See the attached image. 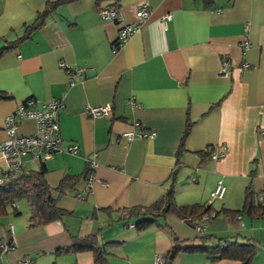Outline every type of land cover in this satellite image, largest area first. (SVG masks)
<instances>
[{
    "label": "crops",
    "instance_id": "1",
    "mask_svg": "<svg viewBox=\"0 0 264 264\" xmlns=\"http://www.w3.org/2000/svg\"><path fill=\"white\" fill-rule=\"evenodd\" d=\"M55 1L0 0V47L21 37L25 26ZM104 6L115 8L118 23L97 16ZM142 6L149 10L145 19L136 17ZM165 15L170 20L163 23ZM123 25L137 29L116 48ZM0 92L9 96L0 101V143L5 140L3 118L18 105L28 100L36 108L51 100L63 105L57 115L62 151L44 162L25 158V172L43 167L44 181L54 189L64 176L81 177L90 169L89 179L81 177L57 198L64 212L59 220L28 227L22 204L14 205L18 215L0 218V245L12 247L0 253V264L23 259L94 264L89 251L56 254L90 235L108 264H153L156 256L164 261L172 238L181 249L202 242L213 246L217 239H250L256 246L250 264H264V215L218 213L197 233L198 221L173 216H156L153 225L138 231L134 225L141 215L127 211L156 201L172 171L177 206L236 212L246 188L256 202L263 195L258 203L264 206V0H75L59 5L42 27L0 57ZM100 105L110 106L108 117L86 115V106ZM130 130L154 136L126 142L121 134ZM33 132L31 120L18 123V134ZM71 146L74 153L67 151ZM222 148V156L212 159ZM219 182L223 196L211 199ZM169 264L237 263L179 251Z\"/></svg>",
    "mask_w": 264,
    "mask_h": 264
},
{
    "label": "trees",
    "instance_id": "2",
    "mask_svg": "<svg viewBox=\"0 0 264 264\" xmlns=\"http://www.w3.org/2000/svg\"><path fill=\"white\" fill-rule=\"evenodd\" d=\"M75 0H57L55 2H48L45 9L39 13L35 20L29 25L25 26L23 34L16 41L6 43L0 47V57L12 49L16 44L26 39L30 33L39 29L44 24L46 17L59 5L68 4ZM101 0H95L96 3ZM105 7V6H104ZM105 8H110L106 6ZM111 9H115L112 7ZM9 96L0 92V101L8 100ZM29 101V100H28ZM189 124L182 135V140L186 136ZM90 169L87 170L81 177L86 180L90 176ZM45 170L40 167L37 171H27L21 169V172L15 179L0 184V218L7 215H18L15 209L17 202H25L27 206V225L28 227H36L48 224L52 221L59 220L63 215L56 206V200L59 196L64 195L66 191L73 188L76 182L81 177L64 176L57 187L50 189L44 181ZM169 183L165 192L151 205L147 207H133L127 211L133 215H141L142 219L137 221L134 225L136 230L141 231L153 225L156 216H173L185 222L199 221L202 216L214 217L218 213L229 214L231 216L245 214L250 218H258L264 215V206L255 201L253 193L249 188L244 192L242 208L239 211L219 210L213 212L210 205H190L177 206L174 202V188L176 183V172L172 171L169 178ZM203 241L207 237L201 238ZM173 246L164 256V264H169L174 256L179 252H197L202 253L210 262H217L220 260H228L236 262L237 264H250L256 255V246L253 241L247 239L242 243L235 241H225L217 239L213 246L201 245L196 247L179 248L177 240L172 238ZM78 251H89L92 255L94 264H108L106 261V254L103 248L97 245L94 235H90L81 239L75 240L70 247L57 251L56 254H67Z\"/></svg>",
    "mask_w": 264,
    "mask_h": 264
},
{
    "label": "built area",
    "instance_id": "3",
    "mask_svg": "<svg viewBox=\"0 0 264 264\" xmlns=\"http://www.w3.org/2000/svg\"><path fill=\"white\" fill-rule=\"evenodd\" d=\"M149 14L147 7L142 6L136 12V17L145 19ZM97 16L101 20H110L118 23V14L115 9L100 7L97 10ZM170 20V15L162 17V22L165 23ZM137 29V26L123 25L117 31L115 40L116 48L120 47L130 35ZM241 46L245 48L247 43L243 41ZM227 62L222 61V72L227 70ZM60 68H66L64 64H59ZM246 68V65H243ZM72 82L70 81V84ZM129 105L137 107L135 102L130 101ZM63 105L60 100H51L43 103L39 108H36L31 101H25L17 106L12 114L3 118V132L5 140L0 143V161L4 163V169H0V184L8 182L16 178L21 172L23 161L25 158H31L44 162L52 157L54 154L60 153L61 139L59 135V128L57 123L58 112L62 109ZM85 113L90 118H103L108 117L110 114L109 105L100 106H86ZM23 120H31L34 123V132L30 135H20L17 133L18 123ZM154 134L152 132H144L140 130H130L123 132L121 138L126 142L132 140H149L152 139ZM222 148L221 152L211 155L212 159H218L224 153ZM76 147H69L68 152L74 153ZM94 164L91 163V167ZM90 176L88 177V179ZM224 193V188L221 183H217L214 190L210 194L211 199H221ZM263 195L258 196V202H262ZM211 216H202L198 223L194 226L197 233L202 232L201 224L208 220ZM8 231L12 233L11 226H8ZM12 250V247L7 245H0V253H7ZM17 264H31L29 260L23 259ZM153 264H164L161 258L156 256Z\"/></svg>",
    "mask_w": 264,
    "mask_h": 264
},
{
    "label": "rangeland",
    "instance_id": "4",
    "mask_svg": "<svg viewBox=\"0 0 264 264\" xmlns=\"http://www.w3.org/2000/svg\"><path fill=\"white\" fill-rule=\"evenodd\" d=\"M16 204H22L25 208H26V204L25 202L21 201V202H17ZM252 241V240H251ZM254 242V241H253ZM255 244V243H254Z\"/></svg>",
    "mask_w": 264,
    "mask_h": 264
}]
</instances>
